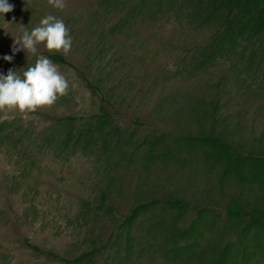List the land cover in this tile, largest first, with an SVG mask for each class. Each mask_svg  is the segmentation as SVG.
Instances as JSON below:
<instances>
[{"label": "rangeland", "instance_id": "obj_1", "mask_svg": "<svg viewBox=\"0 0 264 264\" xmlns=\"http://www.w3.org/2000/svg\"><path fill=\"white\" fill-rule=\"evenodd\" d=\"M8 2L13 10L0 18V73L13 69L22 75L36 59L50 53L41 43L35 55L21 50L11 63L2 59L12 54L13 40L25 28L39 26L48 15L64 21L72 46L67 55L59 53L66 63L49 58L69 82L66 96L26 115L0 111V131L5 125L21 135L26 129L27 135L22 144L0 142V264H58L43 251L71 257L89 246L99 247L122 215L136 205L137 197L147 203L152 194L188 197L209 190L218 202L213 211L163 210L156 204L133 220L179 221L181 228L194 223L198 227L183 242H161L162 232L152 233L139 264H203L200 248L212 236L210 230L216 228L217 236L226 221H246L225 215L222 205L227 199L216 198L219 189L264 201V160L231 157L194 135L195 126L185 121L182 110L180 114V96L207 95L210 84L231 69L240 75L236 84L241 90L237 93L229 84L222 96L225 110L241 112L246 132L258 133L264 126L263 49L257 41L240 42L230 51L235 54L232 62L219 60L210 71L190 77L181 68L184 46L203 45L208 38L180 26L163 2L156 11L152 0H64L63 10L48 0ZM243 50L245 59L239 61ZM78 69L113 100L114 121L96 127L86 124L98 114L100 101ZM66 116L75 117L76 124L70 129L69 143L46 144L52 133H59L56 139L61 141L66 127L53 123ZM90 129L100 134L119 131L122 141L113 145L100 137L95 142L88 136ZM77 133L84 135V142L71 145ZM186 134L192 137L177 140ZM246 232L244 257L235 245L230 263L264 264V229L251 226ZM106 261L101 255L95 264Z\"/></svg>", "mask_w": 264, "mask_h": 264}, {"label": "trees", "instance_id": "obj_2", "mask_svg": "<svg viewBox=\"0 0 264 264\" xmlns=\"http://www.w3.org/2000/svg\"><path fill=\"white\" fill-rule=\"evenodd\" d=\"M162 2L166 4L167 9L180 23V26L192 30L197 35L205 34L208 38V42L203 45L184 46L185 54L182 55L184 62L181 68L182 72L189 74L190 77L210 71L219 64V60L232 62L235 54L230 51L240 42L257 41V46L264 51V0H152L154 11ZM245 56L246 50H243L239 61H243ZM46 57L57 63H66L65 58L59 53H46ZM77 71L86 86L97 95L100 101L98 114L90 117V121L86 124H94L93 127H96L114 121V112L110 110L114 107L113 100L110 99L108 93L102 90L99 83H93L83 71L79 69ZM239 78V73L231 69L227 70V73L222 71L216 82L213 85L210 84V91L207 95L197 96L194 93H188L184 94L185 97L180 96V114L182 110L186 116L185 121L195 126L197 131L194 135L201 136L206 141L221 147L231 157L264 160V126L258 133H247L245 126L240 122L242 113L234 114L237 110H229L228 107L226 108L228 111L225 110L223 93L229 84L235 85L238 93L241 90L236 84ZM123 98L121 97V100ZM180 120L183 119L180 117ZM74 121L75 117L71 116L55 119L53 125L65 126L66 130L61 141L56 139L60 137L59 133H52V139L45 138L46 144L59 142L66 146L71 136L70 129L75 128L76 125ZM25 130L23 129V135H21L13 128L3 125L0 131V142L12 143L19 140L18 143L22 144L27 137ZM88 136L93 138V141L100 137L101 139L107 138L113 145H119L122 141L119 131L100 134L90 129ZM83 137V134L77 133L71 145L80 146L84 142ZM184 137L191 138L192 136L190 134L180 135L177 140H182ZM219 190L221 191L216 198L221 201L227 199L222 205L225 215L230 218H243L246 221H226L228 224H225L217 236L216 228L214 230L212 228L210 230L212 236L200 248L203 264H232L228 257L233 246L236 245L239 255L244 257L243 254L248 247L246 232L248 227L258 226L264 229V201H254V199L240 197L239 194L230 191ZM147 197H149L147 203L141 201L144 197H137L139 201L136 205L122 215V220L118 221L119 223L114 226L108 238L99 247L89 246L71 257L61 256L49 250L43 252L58 264H95L96 258L101 255L107 257L106 264H139L140 258L148 249L149 243L147 242L152 233L162 232L161 242L170 240L183 242L193 237V233L198 228L196 223L181 228L179 221H149V223L133 221L141 213L154 209L156 204L163 205L160 208L163 210L167 208L179 211L194 209L197 214L213 211V208L218 205L213 193L209 190L191 193L188 197L170 193L158 196L152 194ZM204 202L206 203L203 205ZM151 205L152 207H149ZM143 224H145L144 227L140 229V225ZM234 225L235 227H232ZM232 231L235 232L234 239L227 241ZM27 246L34 251L40 250L31 243H27Z\"/></svg>", "mask_w": 264, "mask_h": 264}, {"label": "clouds", "instance_id": "obj_3", "mask_svg": "<svg viewBox=\"0 0 264 264\" xmlns=\"http://www.w3.org/2000/svg\"><path fill=\"white\" fill-rule=\"evenodd\" d=\"M48 3L59 10L65 8L64 0H48ZM12 10L13 5L8 0H0V18ZM41 43L53 54L70 52L72 37L62 19L48 15L40 20L39 26L30 31L25 28L20 37L13 40L12 54H6L2 59L11 63L15 53L21 50L35 55L37 45ZM68 91L69 82L58 66L48 57L41 56L22 75L13 69L0 73V111L16 110L26 115L38 108L52 106Z\"/></svg>", "mask_w": 264, "mask_h": 264}]
</instances>
